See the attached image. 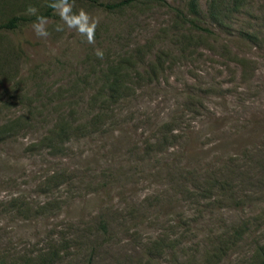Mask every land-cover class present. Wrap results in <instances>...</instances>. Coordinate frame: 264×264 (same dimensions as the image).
Wrapping results in <instances>:
<instances>
[{
    "label": "rangeland",
    "instance_id": "374dc122",
    "mask_svg": "<svg viewBox=\"0 0 264 264\" xmlns=\"http://www.w3.org/2000/svg\"><path fill=\"white\" fill-rule=\"evenodd\" d=\"M48 2L0 0V261L259 264L264 0H74L94 45Z\"/></svg>",
    "mask_w": 264,
    "mask_h": 264
},
{
    "label": "clouds",
    "instance_id": "9594fccd",
    "mask_svg": "<svg viewBox=\"0 0 264 264\" xmlns=\"http://www.w3.org/2000/svg\"><path fill=\"white\" fill-rule=\"evenodd\" d=\"M47 7L62 21V24L56 26V31H63L64 28H67L75 31L83 39V42L92 45L95 44V34L99 20L93 18L83 8L74 11V0H49ZM25 15L35 17L31 25L35 36L41 39H47L50 35L48 31V20L43 15L38 14V8L34 5H29L25 9ZM94 54L99 59H103L104 57L103 50L99 48L94 49Z\"/></svg>",
    "mask_w": 264,
    "mask_h": 264
},
{
    "label": "trees",
    "instance_id": "16d2710c",
    "mask_svg": "<svg viewBox=\"0 0 264 264\" xmlns=\"http://www.w3.org/2000/svg\"><path fill=\"white\" fill-rule=\"evenodd\" d=\"M88 1L98 5L100 7H103L104 9H114V8H123L124 6H130L136 0H121V1L113 3V4L99 2L98 0H88ZM38 14L43 15L46 18L52 17L54 15L53 11L48 7L45 10H43L42 12H39ZM24 19H25L24 17L15 16V17L11 18L5 24H2L0 26L5 27V28H12V27H15L17 25L18 20H24ZM33 19L35 20L34 16H33ZM195 27L199 30H202V31L203 30L209 31V29L202 28V27L197 26V25H195ZM117 83L118 82H115V80H112L110 83H108V90H106V92H98L97 94H95L94 97H100L102 99V102L120 100L121 98H123L122 94L119 93L118 89L113 88L114 85H118V84L121 85L120 81L118 84ZM92 99L93 98H91V100ZM103 113H104V110L102 108H100L97 110V112L95 114H93V116H91L90 119L92 120V122H94L95 120L97 121L99 119V117H101L103 115ZM103 229H105V227ZM0 264H13V263H9L8 261L1 260ZM23 264H27V262L25 261V262H23ZM259 264H264V258Z\"/></svg>",
    "mask_w": 264,
    "mask_h": 264
}]
</instances>
